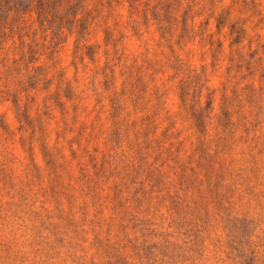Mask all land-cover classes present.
<instances>
[{
    "label": "rangeland",
    "instance_id": "374dc122",
    "mask_svg": "<svg viewBox=\"0 0 264 264\" xmlns=\"http://www.w3.org/2000/svg\"><path fill=\"white\" fill-rule=\"evenodd\" d=\"M45 2L0 0V264H264V0Z\"/></svg>",
    "mask_w": 264,
    "mask_h": 264
},
{
    "label": "clouds",
    "instance_id": "9594fccd",
    "mask_svg": "<svg viewBox=\"0 0 264 264\" xmlns=\"http://www.w3.org/2000/svg\"><path fill=\"white\" fill-rule=\"evenodd\" d=\"M225 47H227V44L225 45ZM143 50L144 49H141V51H143ZM177 51H179V49H177ZM208 51H209V49L207 47H204V48L199 47V37H197L195 43H189L185 46L184 50L182 52H180V56H181V58H188L187 54L192 52L193 54L191 55V62L199 68L201 65V54L207 53ZM205 62L207 63L209 61H205ZM169 106H170L171 112L174 114L179 115L184 111V102L181 101L179 97H175V96L172 97L170 102H169ZM201 106H206V101L202 100ZM4 112H7L8 123L10 125H12L14 130H17L19 128V123L16 120L14 112L11 110H8L6 108H0V114H2ZM215 115H216V113L214 112L213 117H215ZM185 123H186V121H185ZM197 127H199V123L197 124ZM38 135H39V132H37V136ZM76 135H77V133L75 131V128L69 126L68 129L65 131V136L63 138H61L60 142L62 144L65 143L66 141L71 142V148H66V150H65L64 154L66 157H71L72 149H79V147H80L79 144L73 142L74 137ZM54 139H55V137L53 136V138L49 140V146L52 145ZM38 158H40L42 160L41 157L38 156Z\"/></svg>",
    "mask_w": 264,
    "mask_h": 264
},
{
    "label": "trees",
    "instance_id": "16d2710c",
    "mask_svg": "<svg viewBox=\"0 0 264 264\" xmlns=\"http://www.w3.org/2000/svg\"><path fill=\"white\" fill-rule=\"evenodd\" d=\"M45 3H46L45 0H37L36 8L39 9L38 13L41 15H42V9H43ZM0 18H1V13H0Z\"/></svg>",
    "mask_w": 264,
    "mask_h": 264
}]
</instances>
